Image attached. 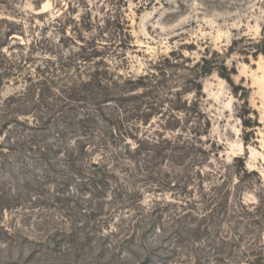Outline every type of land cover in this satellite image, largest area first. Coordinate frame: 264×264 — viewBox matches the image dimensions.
Segmentation results:
<instances>
[{
    "label": "rangeland",
    "instance_id": "1",
    "mask_svg": "<svg viewBox=\"0 0 264 264\" xmlns=\"http://www.w3.org/2000/svg\"><path fill=\"white\" fill-rule=\"evenodd\" d=\"M10 31L0 264H264V0H0Z\"/></svg>",
    "mask_w": 264,
    "mask_h": 264
},
{
    "label": "trees",
    "instance_id": "2",
    "mask_svg": "<svg viewBox=\"0 0 264 264\" xmlns=\"http://www.w3.org/2000/svg\"><path fill=\"white\" fill-rule=\"evenodd\" d=\"M10 33H11V31L5 33V34L3 35V37H0V41H2V38H5V41L0 42V55H1L2 57H4L6 60H7L6 55H5L4 52H2V51H3V48L6 46V41L8 40V38L11 37V34H10ZM0 68H1V67H0ZM199 135H200V134H199ZM139 152H141L140 148L136 150V153H137V154H139ZM197 174H198V173H197ZM199 174H200V172H199Z\"/></svg>",
    "mask_w": 264,
    "mask_h": 264
}]
</instances>
